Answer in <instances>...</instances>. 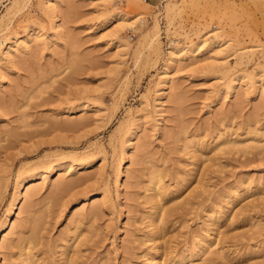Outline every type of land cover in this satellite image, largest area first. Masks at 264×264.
<instances>
[{"label":"rangeland","instance_id":"374dc122","mask_svg":"<svg viewBox=\"0 0 264 264\" xmlns=\"http://www.w3.org/2000/svg\"><path fill=\"white\" fill-rule=\"evenodd\" d=\"M42 1L0 0V42L22 39L29 29L42 41L14 64L0 57V229L7 224L18 178L39 179L49 163L62 175L54 171L43 188L31 192L32 202L25 200L17 210L20 222L28 214L41 219L30 245L36 264H64L67 258L73 264H146L151 244L143 241L150 211L146 196L153 172L171 191L179 188L160 202L168 226L166 245L161 241L158 252L171 249L164 264L234 192L251 187L233 212L264 197V0H166L160 9L144 0H113L115 11L132 23L122 27L116 20L105 29L111 6L63 0L54 43ZM222 1L233 2L234 11L214 13ZM155 32L158 39L150 46L146 40ZM200 38L225 41L223 57L214 62L203 52L172 69L173 89L160 84L169 47ZM118 39L128 44L126 50L117 47ZM86 104L99 113L80 112ZM80 119L83 125H77ZM135 129L140 139H134ZM226 137L256 147L214 155ZM128 139L139 146L132 148ZM196 143L205 146L194 164ZM121 158L125 168L115 182ZM84 162L94 167L76 166ZM86 176L87 183L50 194L53 182ZM105 188L109 201L99 204L96 217L86 216L90 197ZM83 199L80 215L86 218L77 225L80 216L71 213ZM254 204L249 217L242 211L220 228L226 235L210 248L217 249L215 264H252L249 245L264 249V203ZM78 234L77 246L63 250ZM23 258L17 249L4 250L0 264H23Z\"/></svg>","mask_w":264,"mask_h":264},{"label":"bare ground","instance_id":"6f19581e","mask_svg":"<svg viewBox=\"0 0 264 264\" xmlns=\"http://www.w3.org/2000/svg\"><path fill=\"white\" fill-rule=\"evenodd\" d=\"M63 0H43L40 2V7L42 6V9L45 13L48 14L49 20L52 24V38L49 42L54 43L55 40H57V34H60V24L59 22V16H58V8L60 3ZM100 1V5L102 7H112V10L109 14V17L102 23V28H107L112 21H119V24L122 23V25L119 26H125L126 24H130L132 22H128L125 15L120 11H115L113 8V0H98ZM120 1V0H119ZM128 1L129 0H124ZM131 2L134 0H130ZM121 2V1H120ZM217 6L219 9L217 11L220 15H225L227 12L234 11L235 5L233 2H227L222 1L219 5H214V7ZM167 8H170V5H166ZM213 7V6H212ZM213 7V9H214ZM215 9H217L215 7ZM42 11V12H43ZM121 22V23H120ZM126 23V24H125ZM156 27V25H155ZM36 31L33 29H29L26 31L22 39H16L13 36L7 37L4 39V41L0 42V57H2L6 63L14 64L15 60L18 57H21L22 55L26 54L28 51H30L34 45V43L40 41L39 37L41 35H38ZM153 36V37H152ZM147 37V36H146ZM158 34L155 32L154 35H151V40L147 41L150 46L157 41ZM202 37V36H201ZM205 37V36H203ZM144 39L145 36L143 37ZM143 39V40H144ZM150 39V38H149ZM148 39V40H149ZM141 41V40H140ZM42 41H40L41 43ZM225 41L219 40H208L207 38H200L198 42H195L190 45H184V46H172L169 47L170 50L167 52V63L163 67V70L160 74V84L167 85L169 89H173L174 85L172 84V69L175 67H180L181 64L188 63L191 60L198 57V55H201L203 52L210 53L212 57H214L213 61L218 62L220 55L224 49ZM115 44L117 47L126 50L128 48V44L125 42H122L120 39L115 41ZM3 45V47H2ZM157 45V44H154ZM157 46H155L156 48ZM157 49V48H156ZM239 59H242L245 55L244 53H240ZM219 56V57H218ZM221 57H223L221 55ZM223 60L219 64L222 63ZM1 75V72H0ZM232 86V85H230ZM229 88V87H228ZM97 106L93 109V107H90L89 105H81L79 107V111L83 114H86L88 112H94L99 113V108L96 109ZM67 116V114H65ZM77 125H83L84 119H80L76 122ZM133 137L134 139L139 138V130L135 129L133 131ZM264 137V135H263ZM140 139V138H139ZM264 140V139H263ZM138 141V140H137ZM137 141L133 142L132 140H125V142H128L129 145H132L131 147L137 148L139 146V143H136ZM136 143V144H135ZM192 142L188 141L186 145H190ZM205 145L202 143H196L192 144V155L191 157L194 159V164L197 163V161L200 159V151ZM256 147V144H252V141L250 143L243 141H234L233 139H230L229 137L224 138V141L217 144L214 149V155L221 152L226 151H237V152H245L249 149H253ZM131 151V150H130ZM130 159L132 160L134 157V153H130ZM214 159V158H213ZM72 166V165H70ZM76 166L81 167L82 170H89L93 168L94 166L91 165V162H84V163H78ZM125 168V159L121 158L119 160V163L116 166L115 169V182H118L121 175L123 174V169ZM46 171L40 170V172H45L44 174H41L39 176V179L33 178L34 174H29L28 178H18L16 183V189L14 197L12 198L9 206H8V215L6 217L7 224H4L1 226L0 229V253H2L4 250H12L17 249L20 252V255L22 254L24 258L22 259V263L24 264H36V260L34 258V254L31 252L30 245L34 244L39 224L41 222L40 218H33L30 214H28L23 222H20L18 219V213L17 210L20 208L21 204L26 200L29 203L32 202L30 199L33 195L34 191H38L41 188H43L45 180L51 179L53 177V173L55 171V174L57 176H61L60 169H57L56 166L51 165V163L48 164V167ZM196 170H192L188 176H191L194 174ZM149 175V188L148 192L150 193L146 196V202L149 204V213L146 216L147 219V228L148 232L146 233L144 237V242L151 243L149 246V256L147 259L146 264H164L163 256L167 255L171 252L170 247L164 246L162 252H158V249L161 248L160 242L163 241L164 245H166V241H164V234H163V228L165 226H168L167 222V216L166 213L163 212V206L160 204V202L166 197L169 196L170 193H172V196H175L178 194L179 188L176 190H170L168 186L164 185L161 182V179L159 177H156L153 173H150ZM41 177V178H40ZM60 177V178H61ZM91 177H80L76 180H69L66 181L61 178L60 180H57L53 182L52 187L54 188L50 194L57 195L58 193H65L69 192L72 188L83 185L87 183ZM187 182V179L184 180L183 186ZM263 186V185H262ZM182 187V186H181ZM264 188V187H263ZM251 190V187H247L243 193H248V191ZM242 192H234V194L227 198L224 205L221 206V208L216 212L207 215L206 220L203 222V225L199 228H196L194 231L191 232L188 243L185 245L184 248H182L179 252H176L172 256L169 257V264H215L213 262L212 256L216 253L217 249H210L213 244L218 245L222 243V240L224 239V236L226 233L224 231H221L220 228L223 224H225L227 221L228 223H232L236 218L238 214H240L242 211L245 212V217H249V211L256 206L254 203H264V197H260L258 199H251L250 201H247L243 206L236 209L233 212V209L235 208L234 205L239 200L243 199ZM177 197V196H176ZM91 199V206L87 211L86 216L90 218H94L99 213V204H106L109 200L107 195V189H103V191L100 192V194H96L90 197ZM176 200V198H174ZM86 199H83L81 202H79L75 208L73 209L71 216L73 217H79L77 220V225L81 224V220L86 218L82 217L84 211L83 207L86 204ZM178 204V202H177ZM250 208V209H247ZM233 212V213H232ZM246 213H248L246 215ZM232 214V216H231ZM228 215V216H226ZM10 216V217H9ZM231 216V218H229ZM9 217V218H8ZM161 222V224H158ZM27 233V235H25ZM79 234L75 236L71 242H65L63 245V250H66L68 248H72L77 246L76 241ZM185 244V243H184ZM191 245V246H190ZM249 245V244H248ZM250 249L248 250L246 256L250 258L252 261V264H264V249L260 246V244L252 245L250 244ZM253 248V249H252ZM24 251V252H23ZM261 253V254H259ZM73 259H66L64 264H73Z\"/></svg>","mask_w":264,"mask_h":264},{"label":"built area","instance_id":"2783aa9c","mask_svg":"<svg viewBox=\"0 0 264 264\" xmlns=\"http://www.w3.org/2000/svg\"><path fill=\"white\" fill-rule=\"evenodd\" d=\"M144 1H146L147 3L154 2L155 6L160 9L161 7H163L166 0H144Z\"/></svg>","mask_w":264,"mask_h":264}]
</instances>
